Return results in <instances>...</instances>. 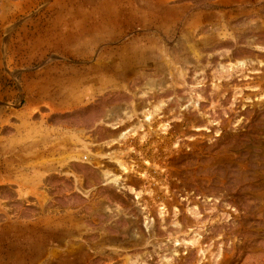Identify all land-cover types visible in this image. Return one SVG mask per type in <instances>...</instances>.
Masks as SVG:
<instances>
[{
	"label": "rangeland",
	"instance_id": "374dc122",
	"mask_svg": "<svg viewBox=\"0 0 264 264\" xmlns=\"http://www.w3.org/2000/svg\"><path fill=\"white\" fill-rule=\"evenodd\" d=\"M0 264H264V0H0Z\"/></svg>",
	"mask_w": 264,
	"mask_h": 264
},
{
	"label": "crops",
	"instance_id": "0c3cea01",
	"mask_svg": "<svg viewBox=\"0 0 264 264\" xmlns=\"http://www.w3.org/2000/svg\"><path fill=\"white\" fill-rule=\"evenodd\" d=\"M19 140H21V137L19 136L18 131H16L15 134L12 133V134H10L8 136V144H7V146H10V145L12 146L14 142H16V144H17L16 146H18L19 145ZM20 143L23 145L22 141ZM11 172H12V170H11ZM12 174H13V172L11 173V176H12Z\"/></svg>",
	"mask_w": 264,
	"mask_h": 264
}]
</instances>
